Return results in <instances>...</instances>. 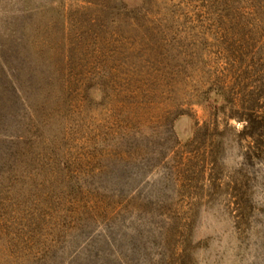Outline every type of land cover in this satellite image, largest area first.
Here are the masks:
<instances>
[{"label":"rangeland","instance_id":"rangeland-1","mask_svg":"<svg viewBox=\"0 0 264 264\" xmlns=\"http://www.w3.org/2000/svg\"><path fill=\"white\" fill-rule=\"evenodd\" d=\"M0 264H264V0H0Z\"/></svg>","mask_w":264,"mask_h":264}]
</instances>
